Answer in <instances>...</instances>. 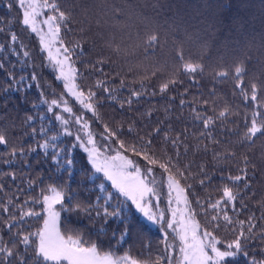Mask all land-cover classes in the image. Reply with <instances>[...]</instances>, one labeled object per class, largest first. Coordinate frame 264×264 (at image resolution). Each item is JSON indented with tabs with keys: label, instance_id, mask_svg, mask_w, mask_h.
Segmentation results:
<instances>
[{
	"label": "trees",
	"instance_id": "obj_1",
	"mask_svg": "<svg viewBox=\"0 0 264 264\" xmlns=\"http://www.w3.org/2000/svg\"><path fill=\"white\" fill-rule=\"evenodd\" d=\"M7 2L8 0H0V20L3 21L0 27L6 29L5 33H0V41H6L11 32L17 34L19 40L26 46L22 49L18 45L17 51L21 53L29 51L30 57L24 59L29 64L39 66L37 69L40 73L39 83L43 85V89L38 90L33 85L31 89L23 92H13L7 105L0 108V127L7 129L9 139L7 147L0 146L3 158H11L8 153L12 147H23L26 150L37 147L36 152L23 159L16 157L17 164L11 168L0 163V170L5 173L15 172L17 175L15 184L7 177L0 178L6 185L3 198L6 201L12 197L15 203L23 204L30 197H39L41 189H47L51 185L64 189L69 195L71 194L69 189L76 193L72 201L73 207L77 204L88 206L95 203L96 196L101 195L97 191L98 184L101 182L109 184L104 180L89 183L93 178L94 169L88 167L87 154L82 149H74L73 168L64 171L62 167H56L51 162V150L49 159L45 161L43 151L32 138L25 135L31 131V127H36L37 130L40 127L39 120L31 126L27 125L26 117L36 112H46V106H41L40 109L33 107L40 102L41 91L45 93L44 98L51 100L59 98L61 94L65 96L66 90L63 83L55 79L54 69L44 66L47 59L40 51L38 36L21 23L22 9L13 5L9 10ZM48 2L52 3L53 0ZM55 2L60 5L61 10L71 16V24L68 27L72 31L65 32L64 25H61L64 45L71 48L79 44L76 52L83 51V55L72 57L77 72L82 73V76L77 77L76 83L85 91L89 88L96 91V99L103 100V103L97 105L95 115L90 112L85 115L90 130L99 143H103L99 133L104 132L107 125L109 130L120 129L123 132L119 140L125 141L126 148L139 147L137 134L145 139H151L147 133L162 123L172 136L184 130L194 133L187 138L190 150L187 155L182 156V162L186 164L195 161L197 164L203 163L207 166L212 161V156L211 152L204 155L196 147L197 143L204 144L208 141L195 139L202 130V124H193V109L195 108L201 115H213V108L215 113H218L229 107L236 115L244 112L250 115L256 106L246 107L234 85L243 80L246 82L245 90L249 94L257 89L264 91V0H55ZM189 65L197 69L195 74L185 71ZM237 68L242 70L239 77L235 74ZM223 73H227V77L218 78ZM22 74L26 73H18ZM5 79L4 73L0 72V82ZM98 81H106L108 83L104 86L119 89L113 93L117 97L115 101L106 97L102 87H96ZM165 84L169 87L161 93L160 88ZM53 91L56 93L55 97L50 95ZM133 91L142 92L144 95L140 100L133 99L129 107L125 101ZM212 91L215 92L214 96L209 95ZM2 95L0 93V96ZM182 99L191 103L181 107ZM205 100L208 102L207 109L201 107ZM0 103L3 101L0 100ZM121 103H124L123 109L120 108ZM72 108L74 113L75 110L78 111L74 102ZM64 115L68 118L66 113ZM241 119L242 116L236 119L235 123L226 121L227 129L239 128L242 134ZM130 127L134 128L133 133H128ZM71 130L75 131V127ZM62 133V127L54 123V131L49 133V137L58 136L55 143L61 146L73 144L74 137H65ZM163 135L162 131L160 137L152 141V149L157 155L161 152L172 155L174 150L162 141ZM228 138L233 141L238 139L236 136ZM36 140L43 142L40 136H37ZM112 143L113 147H116L118 141L114 138ZM226 147L227 145L222 146L221 150ZM179 151L183 153L184 149L180 148ZM238 151L246 152L257 163L256 178L252 181V193L255 194V198H251L252 193H249L246 202L250 211L259 217L258 200L264 198V164L259 162L261 153L264 152V138L257 139L254 145L245 146ZM125 155L138 160L142 168L146 164L143 156L138 157L132 151H126ZM25 160L32 165L31 169L25 167ZM212 170L214 169H209ZM192 171H196L195 166ZM228 174L225 171L218 175ZM156 175L165 177L159 168L156 169ZM27 179L34 182L33 191L17 194L16 184L23 189L26 187ZM41 179L44 181L43 184H39ZM184 183L181 180L182 186ZM188 183L193 181L189 180ZM225 184H228L227 180H220L217 177L212 185L203 189L197 187L195 191L205 203L209 195L214 202L219 198V189ZM108 191L113 196L109 211L116 208L118 203H122V216H126L127 220L121 223L120 218L110 219L105 228L103 221H90L82 211L71 213L62 211L61 230H66L67 234L74 238L79 237L84 247L95 245L98 255L119 258L127 254L141 264L155 261L163 250L162 228L146 222L134 206L119 197L110 185ZM44 194L49 195L51 192L45 191ZM189 200L194 210V218L202 227L213 231L218 239L229 241L233 238L231 231L224 227L221 226L215 231L208 224L211 217L217 213L206 208L208 211L206 217L191 194ZM65 203L67 204V195ZM29 208L42 211L40 205L24 206V210ZM229 215L234 216L231 211ZM248 215L249 213L245 212L234 218L245 220ZM26 223L32 226L26 228V231H35L36 227L42 225V219L28 218ZM257 223L264 224V221ZM125 224L130 225L129 233L126 240L121 241L120 234ZM251 247L257 248L258 245L254 243ZM249 253L251 256V248ZM227 264H248V258L239 255L237 258L228 259Z\"/></svg>",
	"mask_w": 264,
	"mask_h": 264
},
{
	"label": "snow or ice",
	"instance_id": "obj_2",
	"mask_svg": "<svg viewBox=\"0 0 264 264\" xmlns=\"http://www.w3.org/2000/svg\"><path fill=\"white\" fill-rule=\"evenodd\" d=\"M13 5L22 9V25L25 28H30L31 33L39 36L40 51L47 54V64L44 66L52 67L57 73L55 79L63 82L66 93L70 94L83 110L95 115L97 105L103 103V100L96 99V91L91 88L85 91L76 83L77 77L82 76V73L77 72L72 57L73 55H83V51L76 52V49L80 47L79 44L71 48L65 46L61 37L62 24L65 32L72 31L68 27L71 24V16L61 10L55 0L52 3H49L48 0H8L9 10ZM45 9L53 14L38 21L37 17L43 16ZM2 23L3 21L0 20V24ZM40 25H46L47 30L45 31ZM5 32L6 29L0 27V33ZM18 45L22 49L26 47L15 32L9 33L6 41H0V72H3L6 78L0 82V93L3 94L0 96V100L3 101L0 103V108L7 105L13 92H23L31 89L33 85L38 90L43 89V85L39 83L40 73L37 70L39 66L26 62L24 58H29L30 53L29 51L18 52ZM185 71L195 74L197 69L189 65L186 66ZM18 73L26 74L18 75ZM235 74L238 77L241 76L242 70L235 69ZM226 77L227 73L218 76L221 79ZM107 83L98 81L96 87H102L106 97L115 101L117 97L113 93L119 89L104 86ZM5 84L7 86H4ZM245 85L246 82L240 80L239 84L234 85V88L240 93V99L246 107L256 106L250 115L247 112L236 115L229 107H225L218 113H215V108H213V115H201L195 108L193 109V124H202V130L195 136V139L208 141L204 144L197 143L196 147L204 155L211 152L212 156V161L207 166L203 163L197 164L195 161H189L186 164L182 162V156L187 155L190 150L187 138L194 133L184 130L177 133L176 136H172L168 134V130L163 127L162 123L147 133L151 139H145L137 134L136 139L139 147L129 146L126 148L125 141L119 140V136L123 135V132L120 129L109 130L107 125H105L104 132L99 133L103 143H98L93 131L89 129V122L84 118L83 113L76 115L68 101L64 99L63 94L59 98L48 100L44 98V91H41L42 98L33 107L40 109L41 106H46V112H36L34 115L26 117L27 125L31 126L39 120L40 127L39 130L36 127H31V131L26 132L25 135L32 138L39 149L43 151L45 161L49 159L51 150V162L56 167H62L64 171L73 168V150L82 149L87 154L88 167L94 169L96 174H102L94 176L89 180V183L106 179L119 197H123L124 201H130L143 214L146 222L160 227L166 225L163 233L162 252L155 261L145 262V264H165V261L167 264H227L228 259L237 258L239 255L248 258V264H264V224L257 223V221H264V198L258 200L259 217L250 211L246 202L249 193H252V181L256 178L257 163L246 152L238 151L245 146L254 145L257 139L264 138V98H262L264 91L257 89L249 94L245 90ZM121 87H123V83ZM168 87L167 84L162 85L160 92H165ZM50 95L55 97L56 93L53 91ZM143 95L142 92L133 91L125 103L131 107L132 100H140ZM209 95L214 96L215 92L212 91ZM189 103L191 102L183 99L180 101L181 107ZM201 107L207 109L208 102L203 101ZM120 108H124V103L120 104ZM57 109L58 111H56ZM64 113L68 114V118ZM241 116L242 134L239 128L227 129L226 121L235 123L236 119H240ZM54 123H58L62 127L63 136L74 137L73 144L61 146L55 143L58 136L49 137V133L54 131ZM72 127H75V131L71 130ZM127 131L133 133L135 130L130 127ZM162 131L164 135L161 139L174 150L172 155L167 152L157 155L152 149V141L156 137H160ZM220 133L223 135L221 136ZM37 136L42 137L43 142L36 140ZM229 136H236L238 139L233 141L228 138ZM114 138L118 141L116 147H113L112 143ZM8 145L7 129L0 127V146L7 147ZM224 145L227 147L221 150ZM180 148L184 149L183 153L179 151ZM229 149L237 150L230 151ZM36 151L37 147L27 150L23 147H12L11 152L8 153L11 158L5 159L3 154H0V163L11 168L17 164L16 157L23 159ZM126 151H132L138 157L143 156L146 161L144 167L140 166L138 160L130 159L125 155ZM259 162L264 164V152L261 153ZM194 166L195 172L192 171ZM25 167L31 169L32 165L25 160ZM157 168L165 176L163 183L166 184V202L170 218H166L164 211L155 212L152 210L153 207L159 206L161 200V181L157 179ZM209 169L214 170L209 171ZM225 171L229 174L218 175ZM231 172L236 174L233 175ZM2 177H7L13 184L17 181L15 172L5 173L0 170V178ZM217 177L220 180H227L228 184H225L222 189L217 186L219 198L213 202L209 195L207 203H205L195 189L197 187L203 189L212 185L213 180ZM69 179H71V173H69ZM181 180L185 182L183 186ZM189 180H192L193 183H188ZM43 183V179L39 180V184ZM229 184L232 186H228ZM5 187L3 179H0V264H141L140 261L127 254L119 258L108 255L100 256L95 245L84 247L79 237L74 238L72 235H68L67 231H62L59 226L62 211L65 213L82 211L90 221H103L105 228L110 219L120 218L121 223L127 220L126 216H122V203H118L116 208L109 211L113 199L112 193L108 191L109 185H105L103 182L98 184L97 191L101 195L95 197V203H90L88 206L77 204L75 207L72 206V201L76 193L71 192V189L68 190L71 193L69 195L64 189L50 185L47 189H41L39 197L42 199L30 197L23 204H17L12 197L4 200ZM33 187L34 182L27 179L26 187L21 189L20 185L16 184L15 191L17 194H22L33 191ZM45 191L51 192V195L44 194ZM189 194L195 198V203L202 210L204 216H208L206 208L217 213L211 217L208 224L215 231H218L221 226L231 231L233 237L231 240L218 239L213 231L206 230L195 220ZM66 195L67 204L65 203ZM251 198H255L254 193ZM28 204L40 205L42 211L31 208L24 210V206ZM229 211L235 217L245 212H248L249 215L245 220H239L230 216ZM28 218L42 219V225L36 227L35 231H26V228L32 227L26 223ZM129 228L130 225L125 224L120 234L121 241L126 240ZM167 229H171L175 233L173 240L178 239L179 241V255L176 257L172 255L174 243L169 242ZM113 235L115 237V233ZM254 243L258 245L257 248L251 247Z\"/></svg>",
	"mask_w": 264,
	"mask_h": 264
},
{
	"label": "rangeland",
	"instance_id": "obj_3",
	"mask_svg": "<svg viewBox=\"0 0 264 264\" xmlns=\"http://www.w3.org/2000/svg\"><path fill=\"white\" fill-rule=\"evenodd\" d=\"M39 11V10H38ZM51 13H49L46 9L45 10H43V16H38L37 17V20L38 21H40V20H42V19H46L47 18V16L48 15H50ZM41 27H43L44 28V30L46 31L47 30V26L46 25H40ZM37 35V34H36ZM38 36V35H37ZM38 38H39V36H38ZM57 47H59V44H57ZM45 54V56L47 57V54H46V52L44 53ZM52 68V67H51ZM53 69V68H52ZM54 73L55 74H57L56 73V71L54 70ZM62 82V81H61ZM63 83V82H62ZM64 99H66L67 101H68V103H69V106H71L72 107V103L74 102L75 104H76V106H77V108H78V111L77 110H75V114L76 115H80L81 113H83V115H84V118L86 119V117H85V115L88 113L86 110H83L82 108H81V106L78 104V102H76L75 100H74V98L70 95V94H67L66 93V95L64 96ZM74 112V111H73ZM68 115V114H67ZM87 120V119H86ZM89 129H90V127H89ZM95 139H96V137H95ZM97 140V139H96ZM99 143V142H98ZM112 154H114V153H112ZM130 158V157H129ZM131 159V158H130ZM99 175H102V174H96L95 172H94V174H93V177L94 176H99ZM157 179L159 180V181H161V200L159 201V206L158 207H153V211H155V212H159V211H164L165 212V216H166V218H170V212L168 211V204H167V202H166V193H167V189H166V184H164L163 183V181H164V179H165V177H157ZM105 182H107L109 185H110V182H108L106 179L104 180ZM114 191H115V189H113ZM116 192V191H115ZM49 195H51V194H49ZM123 198V197H122ZM130 202V201H129ZM131 203V202H130ZM134 206V205H133ZM57 207V209L59 210V207H58V205L56 206ZM134 208H135V206H134ZM136 209V208H135ZM136 211L141 215V217L144 219V220H146L145 218H144V216H143V214L138 210V209H136ZM61 216H62V214H61ZM60 221H61V217H60ZM60 221H59V226H60ZM149 223V222H148ZM163 223V222H162ZM150 225H152V226H155V227H160L159 225H156V224H153V223H149ZM160 228H162V230H163V232L165 231V229H166V225H165V227H160ZM167 232L169 233V236H168V239H169V242L170 243H174V249H173V251H172V255H173V257H176V256H178L179 255V253H178V247H179V241H178V239H176L175 241L173 240V237H175V233H173L172 232V230L171 229H167ZM100 256H102V255H100Z\"/></svg>",
	"mask_w": 264,
	"mask_h": 264
}]
</instances>
